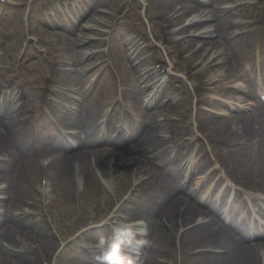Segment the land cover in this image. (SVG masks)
Here are the masks:
<instances>
[{
	"label": "bare ground",
	"instance_id": "6f19581e",
	"mask_svg": "<svg viewBox=\"0 0 264 264\" xmlns=\"http://www.w3.org/2000/svg\"><path fill=\"white\" fill-rule=\"evenodd\" d=\"M25 1V0H23ZM28 1V0H27ZM147 10L149 13L151 35H144V38L163 39L166 45V56L171 65L176 70H181L182 73L188 72L189 63L202 58L206 51L210 53L221 54L224 59L230 60L231 63L242 59L246 53L243 47L248 49L247 43L252 41L257 35L263 38L264 41V23L258 28L254 26L249 28L243 34L233 35L231 30V16H223L222 9L216 10L220 2H230L231 0H216V4L212 0H147ZM91 6L87 5L86 10L78 12V19L72 23L64 14L61 20L64 28L72 35L68 39L59 40V48L53 51V48L45 47L44 52L52 53L49 59L55 61L54 74L52 81L56 88L46 86L45 90L36 91L37 93L54 96L57 100L47 104V107L53 105L51 113H55L58 118L57 122H67L76 124L75 128H80L85 133V137H80L79 134H74V143L61 141L59 134L55 129L49 128L46 121H41L37 124L33 131L26 129V126L19 120L20 115L25 114L28 109L33 110L34 106L28 98L20 92L9 91L8 98L5 96V101L0 103V264H41L39 258H46L53 255L56 248V238L52 232H48L45 226V221L37 222L30 219V215L26 214L33 210H38L39 200L41 201L42 179L46 178V200L57 202L58 205H67L76 198V192H79L78 199L83 200L88 206L93 200L104 202L111 200V194L108 187L109 169L114 164L119 176V184L124 185L130 178L132 169L136 164L139 166L142 163L151 172H157L151 164L155 158L163 156L157 149L155 144L158 139L162 138L161 125L158 122V117L163 115L164 111L169 109H160L161 103L166 102L167 107L174 108L183 103L187 96L193 92H200L201 88L188 87L193 79L186 74H180L176 78L181 84L178 90L170 86V82H164L161 93L157 92L156 96H163L160 99H155L153 105L148 108H143L142 98L147 97L144 94L150 89V92L162 78H159L152 66L148 47L141 45L137 40H133L129 34L132 30H139L132 19V14L135 11L137 2L124 4L117 0H89ZM117 2V3H116ZM208 3H212L211 9L205 7ZM173 3V4H172ZM182 5V11L196 13L195 16L187 25L181 27L178 35H183L178 42H173L175 38L167 36V26L175 21V25L181 24V15L173 20L169 17V12L172 11L175 4ZM20 3L9 1L10 9ZM102 5L114 13H119L128 19L126 30L118 31L111 40L110 57L113 58L114 68L107 64H101L96 67V70H102L98 77V83L94 90H90L85 86V79L88 72L82 67L77 68L73 72H67L65 69L66 62L70 60L85 62L84 65L89 67L100 59H104L102 52L91 51V47L102 44V36L99 26L103 20L112 19L107 13L99 12L96 8ZM256 7V6H255ZM8 9V7H7ZM72 13L74 9L69 7ZM241 12V8H235ZM215 10V11H213ZM258 12L254 16L253 22H257L262 15ZM20 9H12L10 19L16 18ZM253 12V13H254ZM93 14V15H92ZM89 21L92 24L86 22ZM259 17V18H258ZM66 18V19H65ZM124 19V18H123ZM2 17H0V21ZM202 20L208 24L202 23ZM122 21V20H121ZM184 20H182L183 22ZM245 27L252 26L247 23ZM175 27V26H174ZM79 32H91L93 35L89 40L81 37H76L74 34ZM172 31V30H171ZM45 30L42 28L39 31L32 28H20L15 30L12 41H17V44L1 46L0 49L5 50L10 54L14 50L21 49L20 40L26 39L33 35L41 45L40 41L44 39ZM183 33H189L187 36ZM178 37L177 35H175ZM213 36H216L213 38ZM8 41V39L6 38ZM229 41V52L221 50L223 42ZM62 43V44H61ZM30 44V43H29ZM26 46L25 51L28 50ZM42 46V45H41ZM197 48L196 50H194ZM19 51L17 52L19 54ZM222 51V52H220ZM182 52H186L182 55ZM60 53L62 54L60 56ZM56 54L55 59L52 57ZM65 57V58H64ZM138 59L139 62L134 64L133 60ZM162 60V58H160ZM42 59L41 61H43ZM52 62V61H51ZM205 58L201 61L203 64ZM185 63L187 64L186 66ZM40 64V63H39ZM44 63L41 62V65ZM45 67V65H43ZM42 69V68H41ZM45 69V68H44ZM43 69V71H44ZM42 71V72H43ZM253 73V72H252ZM254 81V74L250 76ZM115 79L120 80L121 96L114 104L110 103V95L115 90ZM183 83H186L185 85ZM114 84V85H113ZM143 84V85H142ZM78 86V87H77ZM239 88L241 85L238 84ZM76 87L77 93H73L72 89ZM171 90V91H170ZM42 92V93H41ZM112 92V93H111ZM230 99H238L242 103L245 98H248V92L242 89L240 97L235 95H227ZM160 101V102H159ZM247 101V100H246ZM120 102L123 103L129 110L121 113L119 111ZM111 108L108 112V109ZM256 114L250 117L245 115H233L225 122L222 118H216L213 115H208L207 123H214V126L208 125L205 136L211 145H214V151L218 153V157L225 164L231 162L232 167L229 169L231 178L238 182L245 193L250 190L264 191V148L259 151H254L253 147L236 146L230 147L229 143L236 140L250 141L249 135L254 138L260 136L264 144V112L255 110ZM106 114V115H104ZM106 116L105 124L110 122L118 123L125 119L129 127L138 128L128 135V140L133 141L132 149L123 148L121 151L112 152L110 148H98L101 142L98 141L99 129L95 127L99 116ZM132 122V126L129 122ZM11 135L15 141L14 147L9 146L4 135ZM56 136L59 139L57 150L53 157L54 159L48 167L43 168L37 166L34 162L37 152L35 150L25 151L32 140L43 142L46 146L55 142ZM108 145L114 143L108 137L103 139ZM221 149V152H220ZM202 157L213 156L210 148L201 143L198 155ZM173 161V160H172ZM172 161H168L171 162ZM92 163L97 164L94 169ZM256 167L257 171L263 173V177L256 175L251 176L248 170ZM162 170L168 172L166 167ZM160 173L164 177V185H167L162 191H158L153 197L143 193L142 197L135 200L134 212L146 213L149 221L147 226L148 234L146 235L149 242L142 244V254L137 258L140 264H159L156 260L157 256L169 257L173 252V237L172 230L178 224L180 217L183 222H195L194 227L187 232L186 235H191L195 239L202 242L210 241L223 249L220 254H205V264H260L261 256L257 247L244 245L241 241L236 240L232 235L226 233L220 226L214 224H200L196 220L197 216L194 211L209 209L211 212H216L221 216V207L215 206L212 200H204L203 191L195 192L197 205L185 206L180 200L183 191H192L190 180L184 181L180 168H172L168 173ZM155 180V176L151 174V183ZM40 181L39 190L37 184ZM237 183V184H238ZM190 186V187H189ZM194 194V190L192 191ZM238 192L234 195L236 197ZM224 194V193H223ZM253 195V194H251ZM145 197V198H144ZM42 203V202H41ZM202 205L208 206L207 208ZM164 211L165 221L156 218L158 211ZM21 214L17 213L20 212ZM40 214V213H37ZM196 219V220H195ZM232 226V225H231ZM2 227V228H1ZM237 235L244 238L247 234L246 228L239 225H234ZM21 233L22 237L30 240L31 234H35L37 240L36 248H32V244L21 247L14 236ZM88 235L99 241L102 238H109L110 232L107 228L89 231ZM32 241V239H31ZM211 245V244H209ZM214 246V247H216ZM152 255V256H151ZM71 264H98L92 258L88 251H84L81 256L71 260ZM262 264V263H261Z\"/></svg>",
	"mask_w": 264,
	"mask_h": 264
},
{
	"label": "rangeland",
	"instance_id": "374dc122",
	"mask_svg": "<svg viewBox=\"0 0 264 264\" xmlns=\"http://www.w3.org/2000/svg\"><path fill=\"white\" fill-rule=\"evenodd\" d=\"M9 1H12L14 3L18 2L21 5L20 6L15 5L10 9V7L8 6ZM21 1H23V0H0V17H2V20L0 21V35H5L6 32L10 34L11 32H14L17 27H20V26L21 27H27L29 21H31V20H29V18L30 19L33 18V17H31V15L33 13L30 12L31 11L30 7H29V9H30V11H29L27 6L24 5L23 3H21ZM45 1L48 2L47 0H45ZM122 1H124V0H117V2H122ZM130 1H138V0H130ZM246 1L247 0H234V2H231V4L233 3V6L235 7V5H237L239 3L243 4ZM250 1H256L257 2V4L260 6L259 9H262L261 14L264 16V0H250ZM258 2H260V3H258ZM229 4L230 3H224V4L221 3V6L222 7H229ZM7 7L10 11H12L13 8L14 9H20V11H18L19 13H17L15 15L16 18H14L12 20L9 18L11 14L8 11ZM177 7H181V5H177ZM103 9H104V7L102 5L97 7V10L99 12L102 11ZM247 15H250V13H248ZM135 16L139 17V19H140L139 21H144V23L147 22V14H146L144 5L140 4V8L136 10ZM231 19H232V22L234 24L233 27L231 28V31L233 29H235V27H237V28L241 27L240 23H242V21H241V18H239V16L234 15ZM248 20H252V18H248L245 21H248ZM136 21H138V18H136ZM86 22L89 24H92L91 21H89V17L86 19ZM105 22H108V20H103V23L100 24L99 29L103 28ZM143 27L147 30V32L149 31V28H148L149 23H148V26L145 25ZM44 29H46L45 32L49 34L48 35L49 37H47L49 39V42L52 44L54 43L53 47L59 46L58 43H59L60 39L64 41V39H68L69 37H72V35H69L70 33L66 29H64L61 26H58V24H57V26H47ZM74 35L76 37L89 39L91 37V35H93V34L91 32L76 31V33ZM41 45H38L37 42H30L28 50L26 51L25 55H29L31 52L33 53V51H36V50H39V51L41 50V52H43L44 51L43 47H45V46L44 45L41 46ZM94 48H95V46L92 47V50ZM263 49H264V44H262L260 46V48H258V51L262 52ZM216 55H214V56H216ZM214 56H212L208 61L205 62L207 64V66L204 69L205 73L203 75V78H205V80L202 79V83H205L204 81H206V84L203 85V87H202L203 93H204V95L205 94L208 95L211 98V100L212 99L215 100L216 98H219V99L224 98L223 95L225 94V91H227L228 89H230L231 91H234L235 89H233V86H235V84L238 83L236 73H234L233 66L231 65V63L228 60L223 61V59H218V61H215L213 59ZM1 59L2 58H1V53H0V61H1ZM135 60L136 59H134V61ZM26 61L30 62L32 60L30 58H27ZM135 62H137V61H135ZM42 68H43V65H42ZM45 70H46V68H45ZM38 71L39 70H37L35 63H31L28 65L27 64L22 65V66H19L17 68L16 78L19 79L20 83L25 86V90L27 93L30 92V88H28L26 83H34L37 79L42 81V79H41L42 74H39ZM174 72H175V74H181V72H177V71H174ZM13 74H15V73H13ZM91 74H92V72L89 75H91ZM87 79H89V78H87ZM87 79H85V80H87ZM192 82L196 84V81H192ZM86 84H88V82ZM200 84H201V81H200ZM184 85H185V83H184ZM30 95H31L30 99H32L34 94L30 93ZM185 106L188 108L190 107L189 100H187L186 102H184L180 105L175 106L174 108H170V107L168 108L167 106L160 107V109H164V108L169 109L167 111H164V113H163V115H161V117L160 116L158 117L159 123L162 126L163 130H165L166 124L171 125V123L167 122V120H166V122H160L163 119V116H166V118H169L171 115L175 116L176 118H178L180 120V122H181L180 124H184L182 114H183V111L185 109ZM202 108H209L213 111H216V109L213 107L212 104H210L208 106L202 105ZM233 111H230V113L235 114L236 112H233ZM238 112H239V110H238ZM227 117H228L227 114L219 116V118L224 119L225 122L227 120H229V117L228 118ZM194 118H195V113H194ZM187 121H188V119L185 121V125L187 124ZM199 123H200V127L202 129L207 128L208 125H211V126L215 125L214 124L215 122L214 123H210V122L207 123L206 121H203L201 119L199 120ZM189 127H191V125H189ZM236 138H231V139H233V141H234V140H236ZM32 142H33V140H32ZM260 146L263 147L262 145H260ZM52 147H53V145H50L48 147V149L50 150ZM256 150L258 151V148ZM127 186H128V183L121 191L125 190V188ZM180 199H182V196L180 197ZM93 201L94 202H92L88 207H86V209L88 212H92L93 210L96 211V214L98 216L104 214L112 204V202H108V204L104 203L103 199L99 203L95 202V200H93ZM50 212L52 214V220L54 222L51 221V224L45 223V226H46L47 231L49 233L52 232V230L50 231L51 225L54 226L53 231H55L54 232L55 236H56V233L61 234V235L66 233V230L59 231L60 228H59V225L57 223L66 222V226H67L70 223L73 225L74 221L77 220L76 221L77 224H74V226L78 225V227H79L82 225L81 218H79L77 216V213L74 210L73 201H71L70 204L68 203L67 205L65 204L63 206H61V204L58 205L57 202H53L52 204H50ZM163 212L164 211L159 210L157 217H159L160 214ZM131 214L136 216V217H139V215L143 216V217L147 216L146 213H143V212L142 213H135L134 210L131 211ZM207 215L210 216V214H207ZM216 221L218 222L217 219H216ZM49 223H50V221H49ZM74 228H76V226ZM223 228L226 232L231 233L232 235L234 234L232 228H229L228 225L227 226L223 225ZM18 234H21V233H18ZM35 237L36 236L34 234H31L30 239L36 240ZM28 241H30V240H28ZM25 242L28 243L27 240H25ZM191 243L194 246L196 244H200L201 240L195 239L191 235H186V237H185V245L186 246L185 247L186 248L190 247ZM24 246H27V245L24 243L22 245V247H24ZM78 254H79V252L77 250H67L66 252H64L62 254V258H61L62 264H69L70 260L72 258H75L76 256H78ZM204 260H205V256H203V255H194V256L185 255L182 258L183 264H205ZM171 263H172V261H171Z\"/></svg>",
	"mask_w": 264,
	"mask_h": 264
},
{
	"label": "clouds",
	"instance_id": "9594fccd",
	"mask_svg": "<svg viewBox=\"0 0 264 264\" xmlns=\"http://www.w3.org/2000/svg\"><path fill=\"white\" fill-rule=\"evenodd\" d=\"M104 223H108V219ZM109 227L110 237L102 238L98 242L102 245L99 254L95 257L98 264H138L128 250L133 249L134 242L140 243L137 237L146 231L145 222L121 221L119 224H109Z\"/></svg>",
	"mask_w": 264,
	"mask_h": 264
}]
</instances>
